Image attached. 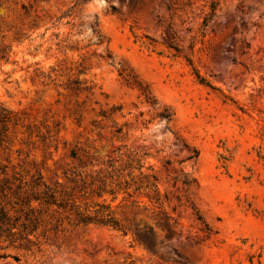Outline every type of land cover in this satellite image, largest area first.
<instances>
[{
    "label": "rangeland",
    "instance_id": "1",
    "mask_svg": "<svg viewBox=\"0 0 264 264\" xmlns=\"http://www.w3.org/2000/svg\"><path fill=\"white\" fill-rule=\"evenodd\" d=\"M0 106L51 130L6 138L45 183L78 151L159 198L103 192L90 210L134 233L67 227L0 264H264V0H0Z\"/></svg>",
    "mask_w": 264,
    "mask_h": 264
},
{
    "label": "trees",
    "instance_id": "2",
    "mask_svg": "<svg viewBox=\"0 0 264 264\" xmlns=\"http://www.w3.org/2000/svg\"><path fill=\"white\" fill-rule=\"evenodd\" d=\"M68 85H73L77 90L84 89L77 80L69 81ZM11 127L25 128L28 139L34 132L42 141L52 137L47 125H44L46 132H41L35 123H26L14 111L0 106V148L4 153L11 150L12 144L6 140ZM16 152L19 157L21 150L16 149ZM9 154L10 152L7 153L5 163L0 159V244H5L4 248L39 251L48 238L56 236L67 227L80 225H103L120 230L123 234L132 232L116 216L105 198L104 203L94 202L93 206L97 208L90 210L89 204L93 202L94 196L100 198L103 192L115 200L119 193L132 197L143 189L150 201L159 200L156 185L149 180L148 175L143 176L146 184L141 185L136 183L132 172L126 174L130 177L128 181L123 175L124 168L114 167L112 163L104 171L93 170L91 161L83 160L78 151H72L71 157L78 160L81 168L70 170L69 174V170H66L65 180H56L52 184L43 181L41 167L35 160L29 161L25 166L24 162L21 163V158H18L20 163L14 164ZM83 167L90 169L82 170ZM130 188L132 191H129ZM165 223V229L170 231L167 216Z\"/></svg>",
    "mask_w": 264,
    "mask_h": 264
}]
</instances>
